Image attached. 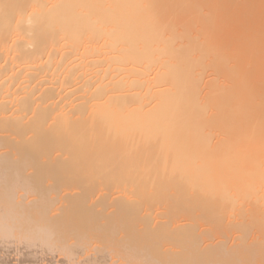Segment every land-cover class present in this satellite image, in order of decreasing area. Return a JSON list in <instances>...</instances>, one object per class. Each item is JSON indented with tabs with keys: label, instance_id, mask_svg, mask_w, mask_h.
Wrapping results in <instances>:
<instances>
[{
	"label": "bare ground",
	"instance_id": "1",
	"mask_svg": "<svg viewBox=\"0 0 264 264\" xmlns=\"http://www.w3.org/2000/svg\"><path fill=\"white\" fill-rule=\"evenodd\" d=\"M0 264H264V0H0Z\"/></svg>",
	"mask_w": 264,
	"mask_h": 264
}]
</instances>
